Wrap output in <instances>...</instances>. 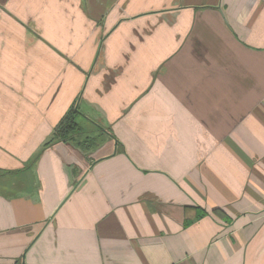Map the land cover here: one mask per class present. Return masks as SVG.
<instances>
[{"label": "crops", "instance_id": "obj_1", "mask_svg": "<svg viewBox=\"0 0 264 264\" xmlns=\"http://www.w3.org/2000/svg\"><path fill=\"white\" fill-rule=\"evenodd\" d=\"M0 264H264V0H0Z\"/></svg>", "mask_w": 264, "mask_h": 264}, {"label": "trees", "instance_id": "obj_2", "mask_svg": "<svg viewBox=\"0 0 264 264\" xmlns=\"http://www.w3.org/2000/svg\"><path fill=\"white\" fill-rule=\"evenodd\" d=\"M83 110L84 107L81 103L78 101L73 103L54 126L49 137L40 146L39 151L33 155L32 160L37 159L42 150L55 143L69 144L87 159L95 149L108 139H114L119 145L109 128H104L98 124ZM213 213L222 216V213L217 210H214Z\"/></svg>", "mask_w": 264, "mask_h": 264}, {"label": "rangeland", "instance_id": "obj_3", "mask_svg": "<svg viewBox=\"0 0 264 264\" xmlns=\"http://www.w3.org/2000/svg\"><path fill=\"white\" fill-rule=\"evenodd\" d=\"M84 111V110H83Z\"/></svg>", "mask_w": 264, "mask_h": 264}]
</instances>
